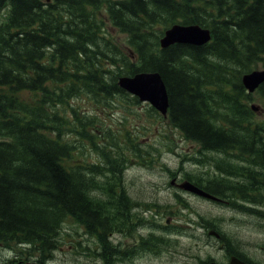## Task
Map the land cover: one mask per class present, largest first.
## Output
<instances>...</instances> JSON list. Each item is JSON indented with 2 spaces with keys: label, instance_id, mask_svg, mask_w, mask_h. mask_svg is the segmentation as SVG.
<instances>
[{
  "label": "trees",
  "instance_id": "trees-1",
  "mask_svg": "<svg viewBox=\"0 0 264 264\" xmlns=\"http://www.w3.org/2000/svg\"><path fill=\"white\" fill-rule=\"evenodd\" d=\"M106 23L126 35L135 62L115 45ZM173 24L207 28L212 39L161 49L158 40ZM257 68L264 69V0H0V244L31 245L44 263L70 220L107 264L127 257L108 239L132 233L139 222L131 212L137 204L115 192L122 160L103 151L110 130L96 129L98 117L72 104L119 103L127 94L117 78L139 72L160 75L168 123L198 146L193 162L214 167L217 176L198 185L264 219L256 211L264 195V113L249 107L255 95L264 112V83L253 94L241 84ZM72 133L103 151L102 158L81 164L75 145L63 140ZM201 224L217 230L214 220ZM144 227L176 233L152 222ZM162 242L142 239L134 252Z\"/></svg>",
  "mask_w": 264,
  "mask_h": 264
},
{
  "label": "rangeland",
  "instance_id": "rangeland-1",
  "mask_svg": "<svg viewBox=\"0 0 264 264\" xmlns=\"http://www.w3.org/2000/svg\"><path fill=\"white\" fill-rule=\"evenodd\" d=\"M106 29L111 33L116 46L122 52L128 53L126 36L114 30L110 24L106 25ZM253 100L252 103L263 108L255 95ZM72 105L88 115H96L99 119V122L95 121L96 129L110 130L109 135H106V148L103 151L109 155L108 159L111 161L122 160L120 176L124 182V191L131 202L137 204V211L133 212V215L139 219V225H134L133 232L127 237L116 235L114 240L116 239L121 247H133L136 242L149 238L150 229L144 227L147 222L179 228L180 232L167 235L163 233V229H157L154 235L162 237L165 240L163 244L159 243L153 251L133 255L128 260L117 262L113 259L110 264H201L209 258L223 263L222 245L209 238L207 230L199 226L201 218L214 220L217 231L229 239L236 253L255 263L264 264V219L254 217L252 212H237L169 187L172 175L164 166L177 170L180 162H183V170L177 175L178 182L184 179L183 171L193 176L210 171L211 166L195 165L191 159L199 158L198 146L184 140L165 120L156 118L148 104L139 103L132 106L125 97L119 103L110 100V107L94 106L82 100L74 101ZM262 113L264 112L260 114ZM91 129L88 130V135H91ZM63 134H67V131ZM63 140L75 145L76 157L81 162L92 164L102 158L103 151L95 149L90 142L76 133H72L69 138L63 137ZM132 146L138 147L139 150H133ZM142 150H159L160 155L154 156L158 162L150 156H145ZM140 154L145 158L138 157ZM202 158L205 159L206 155ZM175 194H178L180 199L175 198ZM257 208L264 212V199ZM58 240V248L62 249L53 252V261L47 264L106 262L94 255L93 239L84 233L82 227L70 220L61 227ZM15 249H19L15 244L0 249L1 259H11Z\"/></svg>",
  "mask_w": 264,
  "mask_h": 264
},
{
  "label": "water",
  "instance_id": "water-1",
  "mask_svg": "<svg viewBox=\"0 0 264 264\" xmlns=\"http://www.w3.org/2000/svg\"><path fill=\"white\" fill-rule=\"evenodd\" d=\"M211 39L210 31L197 25L180 26L174 25L164 32V37L160 40L162 48L169 45L189 44L194 46H202ZM264 82V71H254L242 77V85L248 92H253ZM119 86L125 91L135 95L140 101L151 103L161 114L166 115L168 109V96L166 87L158 73H141L134 77H123L118 79ZM252 110L257 111L255 106ZM188 186V187H186ZM190 184H185L184 188L197 194L204 193L196 190ZM200 192V193H199ZM203 196L211 198L204 194ZM216 264V263H210ZM230 264H245L237 259L232 258Z\"/></svg>",
  "mask_w": 264,
  "mask_h": 264
},
{
  "label": "flooded vegetation",
  "instance_id": "flooded-vegetation-1",
  "mask_svg": "<svg viewBox=\"0 0 264 264\" xmlns=\"http://www.w3.org/2000/svg\"><path fill=\"white\" fill-rule=\"evenodd\" d=\"M176 179V178H175ZM106 182H111V181H106ZM120 184H121V187L115 189V192L118 194V195H122V194H126L128 195L125 191H124V182L122 179H120ZM176 183H181V182H177L176 180ZM173 187H177L178 188V184H172L170 183ZM110 236H112V234H110ZM0 249H2L1 245H0ZM222 253H223V258H224V261H223V264H228V261L231 257H236V254L235 252H229L225 247L222 249ZM19 255H30V257H21ZM40 255V253H38L37 251L35 252V250L32 248V247H20L18 250H14L13 251V256L11 259L9 260H2L1 257H0V264H23L24 262H26V264H43L41 262H38V256ZM46 256V255H45ZM49 257V256H48ZM53 258V257H52ZM52 258H47L46 260V263L47 262H51L53 261ZM114 259V257H112ZM240 261L246 263V264H251L249 262H247L245 260V258H238ZM116 260H118L116 258ZM255 264V263H254Z\"/></svg>",
  "mask_w": 264,
  "mask_h": 264
},
{
  "label": "bare ground",
  "instance_id": "bare-ground-1",
  "mask_svg": "<svg viewBox=\"0 0 264 264\" xmlns=\"http://www.w3.org/2000/svg\"><path fill=\"white\" fill-rule=\"evenodd\" d=\"M136 223H137V222H136ZM138 225H139V223H138ZM132 226H133V225H132ZM135 226H136V225H135ZM142 227H143V226H142ZM8 248H9V247H8ZM5 250H6V249H5ZM7 250H8V249H7ZM7 250H6V251H7ZM9 251H10V250H9ZM10 252H11V251H10ZM117 262H118V261H117ZM119 262H120V261H119ZM116 264H117V263H116Z\"/></svg>",
  "mask_w": 264,
  "mask_h": 264
}]
</instances>
